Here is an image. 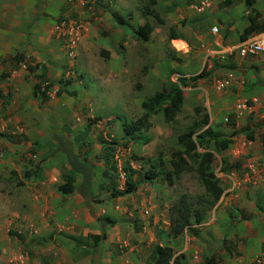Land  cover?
<instances>
[{"label":"rangeland","instance_id":"374dc122","mask_svg":"<svg viewBox=\"0 0 264 264\" xmlns=\"http://www.w3.org/2000/svg\"><path fill=\"white\" fill-rule=\"evenodd\" d=\"M89 1L70 0L53 27L64 61L55 63L54 81L46 78L48 68H35L33 60L23 58L27 76L21 86L19 75L13 74L21 66L10 61L17 52L0 61V264H106L110 252L114 258L130 254L135 264H151L157 245L173 249L170 264H254L257 258L264 264V174L256 182L244 178L248 162L264 161V120H237L233 112L238 97L249 99L258 93L253 88L254 69L229 59L208 71L200 47L205 42L213 48L212 27L218 28L224 47L235 45L249 18L257 16L264 23V0H254L251 7L246 0H233L185 20L180 17L183 6L200 0H156L152 9L157 20L143 19V2L133 0L140 12L124 7L118 14L123 26L106 17L103 7L88 6ZM117 1H103L102 6ZM76 21L87 23L89 29L77 40L71 37L72 50L63 34ZM144 22L152 26V33L147 42L136 41L130 27ZM172 36L179 40L171 43ZM185 44L188 52L175 51L174 47L186 50ZM226 74L236 87L218 93L212 80ZM182 79L183 102L170 123L159 110L149 115L143 131L124 135L121 123L141 116L143 101L180 86ZM205 114L208 126L222 137L233 129L237 133L229 151L215 154L212 170L222 188L215 198L205 194L195 169L173 177L172 185L164 177L172 169L170 154L179 149L177 137ZM87 126V137L75 141ZM58 137L70 140L74 153L87 157L93 167L87 197L62 196L57 190L67 169ZM137 139L146 141L135 144ZM108 144L115 147L109 160L116 166L114 178L121 192L114 197L112 185L102 177ZM133 156L144 161H133ZM128 162L141 176L156 165L153 181L141 179L133 192L124 193L123 168ZM231 178L237 180L236 187H231ZM183 201L190 204L188 214L179 211Z\"/></svg>","mask_w":264,"mask_h":264},{"label":"trees","instance_id":"16d2710c","mask_svg":"<svg viewBox=\"0 0 264 264\" xmlns=\"http://www.w3.org/2000/svg\"><path fill=\"white\" fill-rule=\"evenodd\" d=\"M103 1L109 0H90L88 6L94 4L95 6L103 7L105 10L108 6L104 7L102 4ZM143 2L144 6L140 12V5L137 3L138 10L143 19L152 17L153 19H159L156 12L152 9L156 5V0H139ZM198 2H196L197 4ZM254 0H246L245 4L248 7H251L254 4ZM112 3H110L111 5ZM199 4V3H198ZM87 6V7H88ZM185 6V5H184ZM137 9V8H136ZM173 9V7H172ZM119 26L124 25V20L116 13L111 14L110 16ZM249 24H246L243 29L239 40L242 42L247 39L250 34L260 33L264 31V23H260L257 20V16L249 18ZM133 31L131 36L136 41L147 42L149 40L150 34L152 33V26L148 22H144L142 25H138L135 28L130 27ZM129 30V29H128ZM176 39L172 36L171 40ZM23 56L20 53H16L10 61H15L17 64H20L23 61ZM12 61V62H13ZM42 68L40 66H35V68ZM29 70H32L28 67ZM43 71H45L42 68ZM43 78V75L40 76V79ZM180 86H173L169 91H162L155 93L151 98L143 101L140 104V108L144 113L131 121L124 120L121 123V129L124 135L127 137H132L135 133H139L144 130L147 125V121L150 114H156L159 110L163 113V118L165 123H170L173 120L174 115L179 112L180 107L183 102V93L182 88L186 84L185 80H178ZM37 87V85H35ZM59 92V91H58ZM34 94H36L34 92ZM209 124V116L205 114L200 123H197L185 132L180 134L177 137L178 150L173 151L170 154V166L171 170L164 172V177L169 185H172L173 177H179L180 175L186 173L189 170L195 169L200 180L201 185L203 186L204 192L211 198H215L221 192L220 180L217 178L216 174L213 172L212 167L216 163V155H222L226 152L234 143L235 135L237 134L233 129L231 134L228 137H222L219 132L213 130ZM89 133V126L83 130L81 134H76L75 141L82 140L87 137ZM58 140L63 144V149L66 152L63 156L65 158V163L67 166L66 170L62 171V183L58 185L57 190L62 196H71L72 194L78 193L80 196L87 197L90 194L91 186L94 178V170L87 159V157H80L76 155L73 151L72 144L70 140L68 141L65 137H58ZM130 140L133 138L127 139L126 143L130 144ZM142 139H137L135 144H144ZM125 145V144H124ZM108 150L103 159L105 160V165L107 170L103 171V179L109 180L108 185H112L111 195L114 197L118 193L115 178L117 177V170L114 162L109 160V154L111 150H115V147L111 144L107 146ZM202 152V153H201ZM227 161V158H224ZM133 161H144V158L140 156H133ZM159 166L163 164L162 158L160 157L157 160ZM192 163V164H190ZM223 163V164H224ZM156 168V165L153 163L150 166V173H145L143 176L134 170L129 162L125 164L123 168V174L125 175V191L124 193H131L136 189L137 181L141 183V179L152 182L153 176L155 173L152 171ZM111 169V173L109 172ZM35 171H39V164H36ZM223 173V171H221ZM116 174V176H115ZM31 175L26 174V177L29 178ZM135 177V179L133 178ZM114 179V180H113ZM21 185V184H20ZM99 188L104 189V185L100 184ZM184 205L179 208V211H183L184 214H188L190 211L189 203L183 201ZM173 211L174 208H172ZM172 211V212H173ZM182 215V214H181ZM202 216L198 217V221L202 220ZM109 223V222H108ZM112 226L115 223H109ZM152 261L151 264H170L174 257V251L171 247H162L156 246L152 251ZM210 259L208 262L211 263Z\"/></svg>","mask_w":264,"mask_h":264},{"label":"crops","instance_id":"0c3cea01","mask_svg":"<svg viewBox=\"0 0 264 264\" xmlns=\"http://www.w3.org/2000/svg\"><path fill=\"white\" fill-rule=\"evenodd\" d=\"M69 2L70 0H0V61L5 62L14 53H20L24 58L33 60L34 65H38L44 70L48 68L46 78L54 81L55 63L62 62V65H64V61L61 57L62 44L57 39L58 37L56 38L52 34L53 27L57 25L56 22L60 13H62V8L69 6ZM124 7H126L125 10L135 8V11L138 8L137 3H133V0H124L122 3L119 1L116 5L106 8L104 14L109 18L114 13L122 15ZM43 11L44 15H41ZM78 15H81V13L78 12ZM97 21L99 23L101 20ZM241 64L238 66H241ZM20 66L19 71L13 72V74L19 75L20 85L23 86L24 79L27 76V68L21 63ZM243 67H251L256 70V78H259V83L255 84L253 88L258 93H254L253 96H258L264 101V66H261L258 62L245 61ZM2 68L0 65V72H2ZM150 240L155 241L151 237ZM133 250L134 247H131L129 252L131 253ZM105 256L104 254L103 257ZM103 262H106V264H135L130 254L114 258L111 252L107 261ZM100 264L103 263L100 262Z\"/></svg>","mask_w":264,"mask_h":264},{"label":"built area","instance_id":"2783aa9c","mask_svg":"<svg viewBox=\"0 0 264 264\" xmlns=\"http://www.w3.org/2000/svg\"><path fill=\"white\" fill-rule=\"evenodd\" d=\"M225 1L228 0H201L198 2L199 4L197 3L188 6L187 11H190L192 14L198 16L204 14L207 10L212 9L217 3ZM62 27H64L63 24L61 25V28ZM87 31L88 27L85 24L76 21L72 23L69 33H64L63 36L67 38L68 44L71 45V49L73 50L75 47V42L71 40V37H74V39L77 40L76 37H78L80 33ZM217 33L218 29L215 27L212 28V35H218ZM213 44L219 48V51L214 52V50H210L208 47H206L205 44L201 45V48L205 52V58H216L223 60L226 56L235 54L236 57L240 59L259 57V59L264 63V31L251 34L246 40L242 42L240 41L237 45L223 47L218 41H214ZM69 56H72V53H70ZM232 87V76L219 78L213 82V88L217 92H224L231 89ZM233 112L237 120H243L253 115L259 116L261 120H264V102L258 97H252L249 99L237 98L233 104ZM259 112H262V114L258 115ZM259 166V164L255 165L252 162L248 163L247 173L244 176L248 182H250L251 179L262 177L260 173L264 170V168L260 169ZM230 180L232 181L233 186H237V181L234 178H231ZM255 263L262 264V260L257 258Z\"/></svg>","mask_w":264,"mask_h":264},{"label":"clouds","instance_id":"9594fccd","mask_svg":"<svg viewBox=\"0 0 264 264\" xmlns=\"http://www.w3.org/2000/svg\"><path fill=\"white\" fill-rule=\"evenodd\" d=\"M201 1V0H200ZM199 1V2H200ZM233 0H228V1H225V2H221V3H217L212 9H210V10H207L204 14H201V15H194V14H192L190 11H187V7L188 6H190V5H192V4H196V3H192V4H187V5H185V6H183V8L181 9V10H184L185 12L180 16L183 20H185V19H196V18H199V17H201V16H203V15H205L206 13H208V12H210V11H213V10H215L219 5H222V4H226V3H229V2H232ZM105 11V10H104ZM117 14V13H116ZM87 27H88V29H89V25L87 24V23H84ZM212 28H214V27H212ZM212 28H211V31H210V35L212 36V37H214V39H213V41H212V46H213V48L211 47V44L209 45L208 43H205V42H203L202 44H205L206 45V47H208L210 50H214V52H216V51H219V48L218 47H216L214 44H213V42L214 41H218L221 45H222V42L223 41H220V40H218L219 39V36L218 35H212ZM215 28H217V27H215ZM218 29V28H217ZM130 33V32H129ZM131 34V33H130ZM217 34H219V30H218V33ZM251 35V34H250ZM249 35V36H250ZM248 36V37H249ZM174 40H179V39H174ZM174 40H172V41H174ZM172 41H171V43H172ZM240 42V40L238 39L237 40V42L235 43V45H237L238 43ZM201 44V45H202ZM67 45H68V41H67ZM186 45V44H185ZM234 44H232L231 46H233ZM223 46V45H222ZM228 46H230V45H228ZM174 47V46H173ZM201 47V46H200ZM224 47V46H223ZM226 47V46H225ZM74 49V48H73ZM174 49H175V51L176 52H188V48H187V45H186V50H178L177 48H175L174 47ZM201 50L204 52V50L201 48ZM71 53V51L70 50H68L67 51V55L69 56V54ZM204 55H205V52H204ZM70 57H72V56H70ZM229 59H233V63H234V65H239L240 63H242V61H250V62H258L261 66H264V63L259 59V57H256V58H246V59H240V58H238V57H236V55L235 54H233V55H231V56H226L225 57V59H216V58H214V59H211V58H205V60L207 61L206 63H204V66L203 67H205L206 66V68H207V70L208 71H211V70H213V67L216 65V64H219V63H224L226 60H229ZM218 66V68L220 69V66L219 65H217ZM208 71H206V72H208ZM212 74H215V71L212 73ZM254 74H255V78L254 79H256V83L258 84L259 83V78H256V70H254ZM226 76H231L230 74H226V75H224V76H221V77H214L213 78V80H212V86H213V82H214V80H216V79H219V78H224V77H226ZM233 87H235V84H234V78H233ZM232 87V88H233ZM231 88V89H232ZM215 90V89H214ZM228 91V90H227ZM217 92V91H216ZM224 92H226V91H224ZM218 93H221V92H218ZM253 97H258V96H253ZM238 98H241V97H238ZM250 98H252V97H250ZM259 99H260V97H258ZM261 101H262V99H260ZM264 102V101H263ZM254 116V115H253ZM254 117H256V116H254ZM246 119V118H245ZM260 123L262 122V121H259ZM262 125H264V124H262ZM227 151H229V149L227 150ZM226 151V152H227ZM249 163V162H248ZM253 164H255V165H257V164H259L260 166H259V168L261 169V168H264V161H256V162H252ZM248 165V164H247ZM245 171H246V173H247V167H246V169H245ZM245 173V174H246ZM262 174H264V170L263 171H261V173H260V175H262ZM245 176V175H244ZM255 179H257V178H255ZM255 179H251L250 180V182L251 181H255ZM237 181V180H236ZM230 183H231V187H236V186H233V184H232V181L230 180ZM238 186H240V184H238ZM231 190H233V189H231ZM157 246H160V245H157ZM162 247H164L163 245H162ZM165 247H170V246H165ZM155 248V247H154ZM153 248V249H154ZM153 251V250H152ZM151 256H152V254H151ZM258 259H260V258H258ZM263 259V258H262ZM261 259V260H262ZM257 260V259H256ZM256 262V261H255ZM254 262V264H256Z\"/></svg>","mask_w":264,"mask_h":264},{"label":"bare ground","instance_id":"6f19581e","mask_svg":"<svg viewBox=\"0 0 264 264\" xmlns=\"http://www.w3.org/2000/svg\"><path fill=\"white\" fill-rule=\"evenodd\" d=\"M181 41V40H180Z\"/></svg>","mask_w":264,"mask_h":264}]
</instances>
